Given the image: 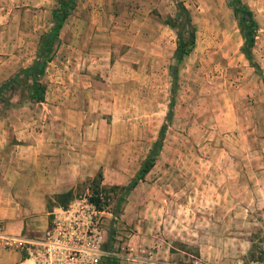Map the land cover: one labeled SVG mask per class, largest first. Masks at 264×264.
Returning <instances> with one entry per match:
<instances>
[{"label":"rangeland","instance_id":"obj_1","mask_svg":"<svg viewBox=\"0 0 264 264\" xmlns=\"http://www.w3.org/2000/svg\"><path fill=\"white\" fill-rule=\"evenodd\" d=\"M63 1L0 0V86L18 75L0 99V173H27L47 156L61 178L77 171L72 198L47 207L93 214L96 264H264V84L240 51L229 0H76L35 102L21 71ZM176 1L196 41L174 72L176 31L164 20ZM240 1L264 75V0ZM161 132L144 180L113 189L130 184ZM98 174L100 209L88 190Z\"/></svg>","mask_w":264,"mask_h":264},{"label":"crops","instance_id":"obj_2","mask_svg":"<svg viewBox=\"0 0 264 264\" xmlns=\"http://www.w3.org/2000/svg\"><path fill=\"white\" fill-rule=\"evenodd\" d=\"M77 171H70L61 178L55 168L54 157H44L29 167L27 173L4 176L0 173V232L2 235L33 238L43 234L51 217L59 212L47 207V198L65 193L78 180ZM16 243L6 247L0 241V264H32L16 249Z\"/></svg>","mask_w":264,"mask_h":264},{"label":"trees","instance_id":"obj_3","mask_svg":"<svg viewBox=\"0 0 264 264\" xmlns=\"http://www.w3.org/2000/svg\"><path fill=\"white\" fill-rule=\"evenodd\" d=\"M229 5L232 7L235 17L237 18V24L241 31V36L243 39V45L240 48V51L246 56L248 61L251 63V65L254 67V69L257 71L259 76H261L263 84H264V75L261 74L259 66L253 62L251 57V48L254 44V38L256 36L255 31V22L252 18V12L245 7L240 0H229ZM76 6V0H64L60 3V6L53 10L52 13V20H53V27L51 28V31L49 35L47 36V40L42 42L37 54V60L34 62L32 66H30L27 69L22 70L21 72L24 75L31 76L33 82H32V98L35 100V102H43L44 101V89L41 87V85L37 82V76H39L44 68L46 63L48 62V55L51 53L53 49V40H56L59 36V33L62 29V26L65 22V20L70 16L71 11ZM176 10L175 14L173 16H167L164 20V23L176 31V37H177V47L176 51L174 53L173 57V63L174 72H176L179 64L183 60L184 57L188 56L194 49L195 41H196V35H195V26L192 22V17L189 12V10L182 4L181 2L176 1ZM18 75H15L13 78L5 81L0 86V99L3 97V95L11 90L13 88V85L17 83V77ZM162 140V132H161V138L158 140L157 143H154L153 145V151L151 155L143 162L141 165L138 173L136 176L132 179L130 184L123 187L115 186L113 189L123 190L124 193L130 192L140 181L144 180L145 175L148 173V171L151 169L154 163V159L152 154L154 153V149L156 146H158L161 143ZM100 178V174L96 176L94 180L91 181L88 190H92V194L89 198V201L93 203L97 208L103 207V203L106 202V196L104 197V202H102V195L98 191L99 184L97 183V179ZM73 194V190H69L63 194H59L55 196L57 199H71ZM119 206V205H117ZM113 262V261H112Z\"/></svg>","mask_w":264,"mask_h":264},{"label":"built area","instance_id":"obj_4","mask_svg":"<svg viewBox=\"0 0 264 264\" xmlns=\"http://www.w3.org/2000/svg\"><path fill=\"white\" fill-rule=\"evenodd\" d=\"M92 215L59 209L41 236L22 238L0 232V241L6 247L16 243V249L25 252L32 264H96L104 252Z\"/></svg>","mask_w":264,"mask_h":264}]
</instances>
